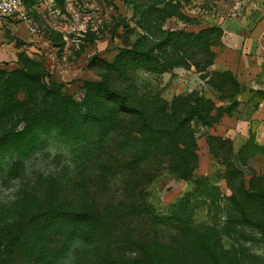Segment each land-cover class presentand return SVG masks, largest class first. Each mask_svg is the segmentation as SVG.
I'll list each match as a JSON object with an SVG mask.
<instances>
[{"label":"trees","instance_id":"16d2710c","mask_svg":"<svg viewBox=\"0 0 264 264\" xmlns=\"http://www.w3.org/2000/svg\"><path fill=\"white\" fill-rule=\"evenodd\" d=\"M127 1L141 15L144 26L161 24L171 15L184 17L173 0ZM145 31L112 61L95 58L89 62L98 65L101 77L84 80L82 102L62 92V82L49 79L30 63L0 68V174L25 167L37 151L48 153V137L71 145L72 153L56 154L50 172L36 173L31 199L46 204L28 209L0 203L1 216L10 219L0 224V264H155L162 240H171L158 225L179 220L156 211L147 200L146 187L164 164L181 178L192 176L197 154L189 122L211 125L230 108L215 106L197 92L175 96L169 103L144 99L136 93L135 70L160 73L174 66L204 70L213 63L216 53L211 47L218 44L223 30L210 25L196 31H154L151 27ZM216 74L221 77L219 89L226 93L223 97L239 93L240 82L230 70ZM20 91L24 98L18 97ZM84 174H96L104 184L118 177L122 184L119 204L106 200L100 212L89 200H76L87 183ZM241 193L264 202V186L252 181ZM183 201L184 197L179 203ZM130 213L146 230L125 241L117 229ZM245 221L258 227L264 237L262 218L245 216ZM122 241L134 244L135 256L125 253L127 248L118 244Z\"/></svg>","mask_w":264,"mask_h":264},{"label":"rangeland","instance_id":"374dc122","mask_svg":"<svg viewBox=\"0 0 264 264\" xmlns=\"http://www.w3.org/2000/svg\"><path fill=\"white\" fill-rule=\"evenodd\" d=\"M172 3L184 17H165L161 24L152 23L151 29L196 31L219 25L223 34L218 44L211 47L216 56L201 71L193 66H174L160 73L136 69L137 95L161 104L169 103L175 96L197 92L215 106L230 111L211 125L189 122L197 154L192 176L181 178L164 164L148 183L145 192L153 208L179 220L178 224L170 221L158 225L171 240L163 239L166 245L162 240L163 248H158L159 255L154 256L153 262L264 264V237L258 227L245 221V216L264 220V202L244 198L241 193L251 181L255 186H264V0ZM150 27L143 25L141 15L127 0H24L16 14L0 19V68L8 70L30 63L49 79L62 82V92L82 102L86 94L84 80L101 77L98 65L89 62L95 58L112 61L122 47H130ZM225 50H233L244 63L258 65V79L253 83L258 89L247 92L248 86L240 83L239 93L246 94L223 97L226 93L219 89L221 77L216 73L230 70L237 78L217 57ZM18 97L24 98V92L20 91ZM249 138L252 141L246 144ZM47 141L49 154L37 151L26 160L25 167L0 174V203H17L28 209L46 204L36 203L35 197L31 199L29 191L34 192L36 173L50 172L56 165L52 161L56 154H72L71 145L53 137ZM83 177L87 183L82 184L76 200L85 198L100 212L108 203L106 200L114 206L119 204L122 184L118 177L108 175L109 184L96 174ZM3 220L10 219L0 214V224ZM117 223L114 221V225ZM145 230L143 223L130 213L117 233L126 241L138 238V232ZM118 244L127 248V255L135 256L134 244Z\"/></svg>","mask_w":264,"mask_h":264},{"label":"crops","instance_id":"0c3cea01","mask_svg":"<svg viewBox=\"0 0 264 264\" xmlns=\"http://www.w3.org/2000/svg\"><path fill=\"white\" fill-rule=\"evenodd\" d=\"M238 53V52H237ZM238 54H236L233 50H225L218 57V59H222L221 61L224 63V67L227 69H231L237 75L238 81L244 86H248L250 91L258 89L255 87L253 83L255 82L257 67L258 65L252 62L244 63L243 59H239ZM253 85V86H252ZM239 94H246V92H241Z\"/></svg>","mask_w":264,"mask_h":264},{"label":"built area","instance_id":"2783aa9c","mask_svg":"<svg viewBox=\"0 0 264 264\" xmlns=\"http://www.w3.org/2000/svg\"><path fill=\"white\" fill-rule=\"evenodd\" d=\"M24 0H0V19L16 14Z\"/></svg>","mask_w":264,"mask_h":264}]
</instances>
